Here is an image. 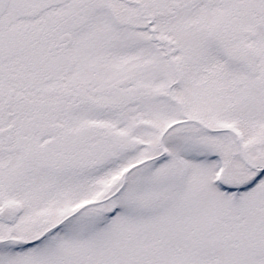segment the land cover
Masks as SVG:
<instances>
[{"label": "snow or ice", "instance_id": "snow-or-ice-1", "mask_svg": "<svg viewBox=\"0 0 264 264\" xmlns=\"http://www.w3.org/2000/svg\"><path fill=\"white\" fill-rule=\"evenodd\" d=\"M0 264H264V0H0Z\"/></svg>", "mask_w": 264, "mask_h": 264}]
</instances>
